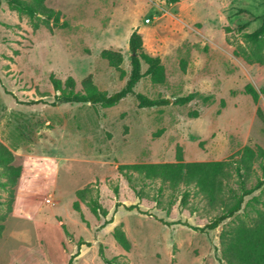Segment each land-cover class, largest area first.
<instances>
[{
	"label": "rangeland",
	"instance_id": "374dc122",
	"mask_svg": "<svg viewBox=\"0 0 264 264\" xmlns=\"http://www.w3.org/2000/svg\"><path fill=\"white\" fill-rule=\"evenodd\" d=\"M44 6L59 14L62 27L50 30L39 21L35 31L0 0V142L21 169L9 214L0 188V264H104L101 249L116 264H222L221 236L250 223L245 212L208 234L196 232L183 224L201 228L221 209L209 207L193 185L173 187L132 172L137 194L119 167L176 163L178 154L184 163L219 162L246 146L264 149L257 114L264 115V96L255 103L244 93L247 85L264 86V65L234 54L241 34L262 25L264 0H46ZM134 31L165 72L163 84L145 77L135 92L172 104L140 108L133 97L112 108L55 102L51 76L72 78L76 92L87 77L109 95L120 91L131 70ZM103 50L121 53V66L102 59ZM190 94V103L174 105ZM37 101L45 103L28 105ZM253 170L248 187L261 174L258 164ZM223 184L238 187L236 178ZM86 187L78 213L76 192ZM96 198L106 218L93 214L88 203ZM133 205L140 211L124 207ZM118 228L129 251L113 237Z\"/></svg>",
	"mask_w": 264,
	"mask_h": 264
},
{
	"label": "trees",
	"instance_id": "16d2710c",
	"mask_svg": "<svg viewBox=\"0 0 264 264\" xmlns=\"http://www.w3.org/2000/svg\"><path fill=\"white\" fill-rule=\"evenodd\" d=\"M46 0H7V5L11 11L16 12L20 17L26 16L33 30L40 27L39 21L50 30L62 27L60 24V16L58 13L49 10L44 6ZM169 4H176L180 0H165ZM51 23V25H50ZM248 26L243 25L237 28L242 33ZM231 31L226 28V32ZM243 44L235 49V56L242 58L248 64L264 65V21L262 25L252 33H242ZM130 52L131 70L128 79L123 88L113 94H107L100 91L87 77L81 82L82 91H75V82L72 78H68L64 83L51 76V84L56 93L54 96L57 104H90L93 107L112 108L117 106L127 97H133L140 108H156L168 106L173 103L169 99H150L140 93L135 92V87L141 79L148 77L153 84L161 85L165 81L164 67L158 57H152L143 51V42L137 31H134L128 42ZM100 57L106 60L112 67L119 68L123 63V56L119 52L112 50H103ZM142 64L146 66V70L142 72ZM244 93L249 95L252 100L257 103L259 96H264V86L258 91L252 85L244 88ZM195 98L194 94L174 100V105L183 106L190 103ZM45 102H29L28 105L44 104ZM54 105V104H52ZM258 116L264 123V115L260 110ZM193 117L197 118V113H193ZM14 155L12 152L0 142V188L8 195L7 213L12 211V203L14 202V187L16 186L21 169L13 165ZM258 164L261 172L255 184L251 187L247 186V181L254 173L253 167ZM119 171L123 173L127 182L139 194V190L134 188L133 177L130 173H137L150 180H160L162 183H171L173 187L179 184L191 186L200 193L203 199L211 208L221 209V213L212 219L205 226L198 228L183 224L192 230L208 234L219 228L224 222L234 218L238 213L245 212V216L250 219V223H242L233 231L223 233L221 236L222 253L218 257L220 263L225 264H264V149L260 147L250 148L244 147L237 152L235 156L225 161L219 162H201V163H184L182 156L177 155L176 163H165L157 165H126L120 166ZM236 178L237 189L230 188L223 184L224 180ZM90 193L89 187L76 192L77 201L73 204V209L81 213L78 202H85L86 195ZM258 193V196L253 194ZM114 194L118 196L115 188ZM189 197V193L182 195V202L185 203ZM249 199V200H247ZM89 206L95 215L106 218L108 212L101 206L98 199H91ZM257 208L256 205H260ZM2 203H0V206ZM119 204H116L118 207ZM128 211H140L138 206H124ZM255 216L250 217L251 211ZM83 222L84 218L81 215ZM2 221L5 216L1 218ZM111 220H106L104 225L111 224ZM2 226H0V232ZM114 239L120 247L125 251H129L130 244L121 229H115ZM99 255L104 264H116L114 260L107 259L102 249Z\"/></svg>",
	"mask_w": 264,
	"mask_h": 264
},
{
	"label": "water",
	"instance_id": "95a60500",
	"mask_svg": "<svg viewBox=\"0 0 264 264\" xmlns=\"http://www.w3.org/2000/svg\"><path fill=\"white\" fill-rule=\"evenodd\" d=\"M172 101V100H171Z\"/></svg>",
	"mask_w": 264,
	"mask_h": 264
}]
</instances>
